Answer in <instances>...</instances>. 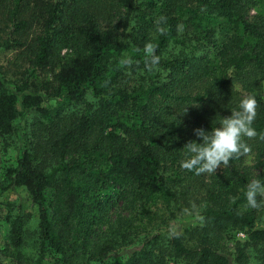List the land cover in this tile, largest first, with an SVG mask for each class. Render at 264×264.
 Returning <instances> with one entry per match:
<instances>
[{"label": "trees", "instance_id": "trees-1", "mask_svg": "<svg viewBox=\"0 0 264 264\" xmlns=\"http://www.w3.org/2000/svg\"><path fill=\"white\" fill-rule=\"evenodd\" d=\"M9 2L2 48L25 45L32 74L0 71V138L18 146L8 189L35 209L32 264H264V207L245 199L264 181V0ZM247 95L250 151L215 174L181 168L193 130ZM184 206L197 225L177 224ZM6 207L0 253L26 264L29 217Z\"/></svg>", "mask_w": 264, "mask_h": 264}, {"label": "rangeland", "instance_id": "rangeland-1", "mask_svg": "<svg viewBox=\"0 0 264 264\" xmlns=\"http://www.w3.org/2000/svg\"><path fill=\"white\" fill-rule=\"evenodd\" d=\"M9 0H0V71L11 80H22L24 75L31 73V67L28 61V55L25 52V45L20 48H14L5 50L2 48L4 40L7 38L8 22L7 13L9 8ZM259 13L264 15V6L259 9ZM252 15H256L257 11L252 10ZM29 34L30 31L28 32ZM64 53L69 51L64 50ZM63 55V54H62ZM32 74V73H31ZM50 79V75L45 72H36L30 80L33 83L38 84L39 82L44 83ZM53 105V103H51ZM14 135L8 136L6 140L0 138V247H4L7 240V233L9 229L8 220L6 219L7 207L6 203H9L15 207H20L24 215L29 217V223L25 230V244L24 248L21 249L23 259L27 262L26 264H32L36 253V242L34 238V219L36 217L35 209L31 203V200L25 190L22 188H16L13 190L8 189V173L9 170L16 167L18 157V146ZM248 165H253L252 159H249ZM257 174H264L262 171H257ZM255 173V174H256ZM258 176V175H255ZM197 207L184 206L181 212L178 214L179 226H194L197 223L196 219ZM169 225L175 228L173 222ZM239 239H243L244 235L239 234ZM227 249L232 248V244H226ZM10 252V253H9ZM3 257L0 253V264H14V260L11 257V250H9Z\"/></svg>", "mask_w": 264, "mask_h": 264}, {"label": "clouds", "instance_id": "clouds-1", "mask_svg": "<svg viewBox=\"0 0 264 264\" xmlns=\"http://www.w3.org/2000/svg\"><path fill=\"white\" fill-rule=\"evenodd\" d=\"M146 52L148 54L146 66L155 69L160 58L154 54L151 46ZM124 62L130 64L132 61ZM256 107L255 96L247 95L238 101L237 106L230 111V116L217 115L210 130H205L203 127L194 129L196 139L190 140L183 147L185 157L181 161V168L196 174H215L221 165L227 166L233 158L248 153L250 148L245 143V138L257 135L253 126ZM245 199L248 207H264V181L251 180L247 184Z\"/></svg>", "mask_w": 264, "mask_h": 264}]
</instances>
